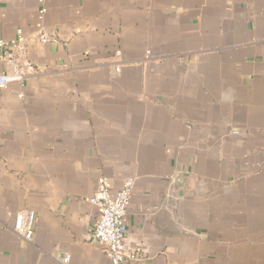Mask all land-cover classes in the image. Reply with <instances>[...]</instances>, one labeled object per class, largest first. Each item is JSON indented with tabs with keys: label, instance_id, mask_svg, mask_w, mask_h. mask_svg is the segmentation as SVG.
Masks as SVG:
<instances>
[{
	"label": "crops",
	"instance_id": "0c3cea01",
	"mask_svg": "<svg viewBox=\"0 0 264 264\" xmlns=\"http://www.w3.org/2000/svg\"><path fill=\"white\" fill-rule=\"evenodd\" d=\"M43 5L0 0L36 70L0 88V264H110L101 176L135 179L125 264H264V0Z\"/></svg>",
	"mask_w": 264,
	"mask_h": 264
},
{
	"label": "built area",
	"instance_id": "2783aa9c",
	"mask_svg": "<svg viewBox=\"0 0 264 264\" xmlns=\"http://www.w3.org/2000/svg\"><path fill=\"white\" fill-rule=\"evenodd\" d=\"M40 3L39 12L43 15L46 11L43 0ZM33 39L41 42L57 41V37L46 31H38ZM27 39L20 33L15 39H0V62L4 67L0 71V88L10 83H22L27 77L36 72L30 63L26 52ZM120 67L116 66L115 71ZM135 179L127 177L118 190L112 191L105 176L97 179L96 194L89 198V202L96 207L97 218L95 220L92 235L102 242L110 264H125L127 254L124 244L126 225L124 216L130 203ZM14 233L26 242H31L34 235L33 210L25 207L14 215L12 227ZM69 255H64L62 261L66 263Z\"/></svg>",
	"mask_w": 264,
	"mask_h": 264
}]
</instances>
